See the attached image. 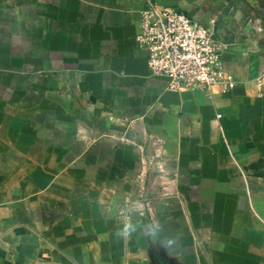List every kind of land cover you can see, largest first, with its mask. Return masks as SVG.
Returning a JSON list of instances; mask_svg holds the SVG:
<instances>
[{"label":"crops","instance_id":"0c3cea01","mask_svg":"<svg viewBox=\"0 0 264 264\" xmlns=\"http://www.w3.org/2000/svg\"><path fill=\"white\" fill-rule=\"evenodd\" d=\"M147 1L0 0V264H264V0H154L228 94L149 76Z\"/></svg>","mask_w":264,"mask_h":264},{"label":"built area","instance_id":"2783aa9c","mask_svg":"<svg viewBox=\"0 0 264 264\" xmlns=\"http://www.w3.org/2000/svg\"><path fill=\"white\" fill-rule=\"evenodd\" d=\"M215 21H198L174 5L146 2L136 41L144 53L150 77H161L173 91H208L224 94L235 87L222 63Z\"/></svg>","mask_w":264,"mask_h":264},{"label":"clouds","instance_id":"9594fccd","mask_svg":"<svg viewBox=\"0 0 264 264\" xmlns=\"http://www.w3.org/2000/svg\"><path fill=\"white\" fill-rule=\"evenodd\" d=\"M147 227H148L149 231L154 230L152 225H148Z\"/></svg>","mask_w":264,"mask_h":264},{"label":"rangeland","instance_id":"374dc122","mask_svg":"<svg viewBox=\"0 0 264 264\" xmlns=\"http://www.w3.org/2000/svg\"><path fill=\"white\" fill-rule=\"evenodd\" d=\"M5 95H7V94H5ZM10 95V94H9ZM16 95L15 94H12V97H15ZM4 174V173H3ZM3 174H1L0 173V180H1V175H3ZM10 191H13V190H10ZM14 192H15V190H14Z\"/></svg>","mask_w":264,"mask_h":264}]
</instances>
